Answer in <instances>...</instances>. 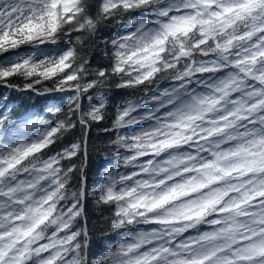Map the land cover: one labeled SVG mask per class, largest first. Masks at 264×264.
<instances>
[{
  "label": "snow or ice",
  "instance_id": "6c2138e0",
  "mask_svg": "<svg viewBox=\"0 0 264 264\" xmlns=\"http://www.w3.org/2000/svg\"><path fill=\"white\" fill-rule=\"evenodd\" d=\"M109 24L93 69L71 37ZM65 37L0 65V86L67 96L51 119L0 110V264H264V0H0V54ZM111 84L143 96L103 129L115 162L90 190ZM90 196L117 237L94 260Z\"/></svg>",
  "mask_w": 264,
  "mask_h": 264
},
{
  "label": "trees",
  "instance_id": "16d2710c",
  "mask_svg": "<svg viewBox=\"0 0 264 264\" xmlns=\"http://www.w3.org/2000/svg\"><path fill=\"white\" fill-rule=\"evenodd\" d=\"M88 2L90 5V12L95 15L99 8L100 0H88ZM119 31L120 29L115 24H109L107 26H101L100 31L94 38L90 37L87 32H78L72 35L71 40L79 55L89 59L92 68L95 69L97 67L107 66L108 64V60L104 56L102 41L105 39L110 40ZM77 36H79L81 40L86 41L87 46L77 41ZM67 40L68 38L65 37L56 46H24L8 53H2L0 54V65L16 62L28 55L36 57L38 52H56L57 50H63L69 46ZM12 83L22 85V80L17 77L12 80ZM48 86L52 87L53 85L49 84ZM168 86V82L163 80H161L158 85L159 88ZM92 95L95 98L104 96L108 100V105L106 108L105 120L94 125L89 134V155L87 159L86 173L90 190L95 187L98 181H100L104 169L115 162V150L109 144V141L115 138V133H105L103 132V129L111 128L118 106L127 100H135L142 97L143 89H117L115 84H111L93 92ZM66 99L67 96L61 93L37 94L30 90L21 91L0 86V110L5 112L11 110L17 114L36 113L44 119H51L52 115L49 112V109L52 108L54 104L58 107H64L65 105L63 102H65ZM85 103H87V101H85ZM132 130L133 129H129L128 131ZM68 139L70 140L71 137ZM67 142L68 141L66 140L65 143ZM58 149L59 145L57 146V150ZM86 216V226L91 236L90 257L94 260L106 250L109 244L114 243L117 237L114 234L109 233L108 224L106 223L107 217L110 216V209L97 206L95 199L91 196L86 202ZM141 227L147 228L148 226L143 225Z\"/></svg>",
  "mask_w": 264,
  "mask_h": 264
},
{
  "label": "rangeland",
  "instance_id": "374dc122",
  "mask_svg": "<svg viewBox=\"0 0 264 264\" xmlns=\"http://www.w3.org/2000/svg\"><path fill=\"white\" fill-rule=\"evenodd\" d=\"M53 53H54L53 51L38 52L36 57L43 58L44 56H51Z\"/></svg>",
  "mask_w": 264,
  "mask_h": 264
}]
</instances>
